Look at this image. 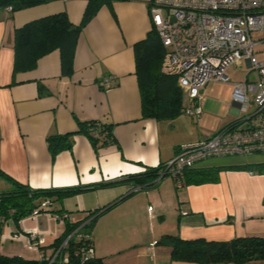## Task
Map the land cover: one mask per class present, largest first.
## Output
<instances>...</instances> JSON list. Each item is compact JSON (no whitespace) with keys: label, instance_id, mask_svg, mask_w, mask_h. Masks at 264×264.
<instances>
[{"label":"crops","instance_id":"crops-1","mask_svg":"<svg viewBox=\"0 0 264 264\" xmlns=\"http://www.w3.org/2000/svg\"><path fill=\"white\" fill-rule=\"evenodd\" d=\"M149 2L113 0L102 4L78 37L70 76L61 73L57 49L40 57L34 69L14 73V29L60 10L78 24L87 0H52L17 11H0V192L10 190L12 180L32 188L113 180L164 164L180 144L203 141L217 132L209 137L188 135L185 127L177 129L176 117H143L133 44L153 26ZM76 118L113 123L116 144L95 153L87 136L75 133L72 149L51 159L46 135L75 132ZM225 157H210L194 166H224L216 180L177 187L173 178L162 179L155 187L130 194V182L88 188L59 200L52 196L48 207L18 221L1 222L0 217V225L17 223L21 230L13 232L17 238L20 232L28 235L31 231H24L28 229L48 234L42 245L34 247L38 251L33 259H40V252L53 254L61 244L56 240L63 241L79 226L70 230L74 225L66 226L64 220L62 228L53 222V214L65 213L72 223L87 211L116 202L98 215L90 228L88 224L82 227L90 233L95 257L103 264H202L173 260L169 248L156 241L167 233L207 240L264 236V166L259 165L264 158L228 161ZM70 199H75L74 207L82 212L75 217ZM97 226L103 229L101 233L95 231ZM71 240L76 241V236ZM150 244L153 249L147 253ZM0 254L31 258L19 254L13 245ZM241 264H264V259Z\"/></svg>","mask_w":264,"mask_h":264},{"label":"trees","instance_id":"trees-1","mask_svg":"<svg viewBox=\"0 0 264 264\" xmlns=\"http://www.w3.org/2000/svg\"><path fill=\"white\" fill-rule=\"evenodd\" d=\"M50 1L52 0H0V11L7 6H11V11H17ZM112 1L87 0L81 21L78 24L69 20L65 10H60L33 18L16 27L14 29L13 72L34 69L40 57L57 49L60 53L61 73L70 76L73 72V58L77 40L83 26L95 15L102 4H110ZM133 51L143 117L172 119L184 112V92L178 84L177 76L161 71L165 47L161 42L158 31L153 26L147 31L144 38L133 44ZM76 123L77 130L75 132L48 133L46 135L51 159H54L63 150L72 149L75 133H82L87 136L95 153H98L100 148L117 142L112 131L113 123L109 121L76 118ZM259 165L264 166V162L259 163ZM164 167L165 163L157 164L113 180L49 188H32L27 184L12 180L1 172L2 175L13 181V187L10 190L0 192L1 222L10 218L18 221L30 215L34 209L39 207L42 199L50 200L49 198L52 196L59 200L84 189L107 187L125 182H130L133 185L129 194L133 192V187L137 185L141 186V189L155 187L168 175L167 173L161 174ZM222 168L224 166L200 168L193 166L187 168L183 172V182L188 184L216 180L218 172ZM115 203L87 211V214L80 221L71 223L68 216H66L64 218L66 226L74 225L70 227V230H73L75 225L89 219L86 225L88 224L87 227L90 228L97 216ZM58 239L56 241L61 243L62 240ZM156 244L167 246L173 260L195 261L202 264H223L227 262L241 264L252 259H264V236L258 235L237 236L229 240H207L204 238L184 239L178 233H167L163 234L156 241ZM76 245V241L69 240L68 245L64 247V250L68 253L67 263L58 260L51 264H103L102 259L97 257L81 262L79 257L73 254ZM63 253L64 251L60 249L58 255ZM0 264L47 263L39 259L0 254Z\"/></svg>","mask_w":264,"mask_h":264},{"label":"built area","instance_id":"built-area-1","mask_svg":"<svg viewBox=\"0 0 264 264\" xmlns=\"http://www.w3.org/2000/svg\"><path fill=\"white\" fill-rule=\"evenodd\" d=\"M5 9L11 10V6ZM149 13L165 47L161 71L177 76L184 92L185 113L198 116L202 112L199 104L202 88L211 80L228 81L229 68L242 69L246 64L248 72H253L250 81L245 75L234 84L231 95L239 111L246 112L252 104L251 112L206 140L179 146L161 174L167 173L181 187L184 170L200 161L214 156L264 152V0H150ZM243 121L246 125L238 127ZM139 189L141 186L137 185L132 190ZM66 216L58 214L57 219L64 220ZM88 221H82L53 254L45 256L40 252L39 260L47 264L58 260L67 263L68 253L58 255V252L73 235L77 242L74 256L81 262L94 259L91 235L82 230ZM35 239L36 232H30L27 245L39 244ZM152 249L150 244L146 252Z\"/></svg>","mask_w":264,"mask_h":264},{"label":"rangeland","instance_id":"rangeland-1","mask_svg":"<svg viewBox=\"0 0 264 264\" xmlns=\"http://www.w3.org/2000/svg\"><path fill=\"white\" fill-rule=\"evenodd\" d=\"M227 74L229 76L228 81L211 80L205 84V86L202 88L199 99V104L202 108V112L198 116H192L185 112L180 113L178 116H176L177 129H179V127L182 128L185 127L186 132L184 134L196 135V136L201 135V137H206V136L209 137L212 133L226 126L229 122H232L237 118H243L247 114H249V112H251V110L253 109L252 104L249 106L246 112L239 111L238 106L232 103L231 95L234 84L236 82L242 81L245 75L248 81H250L251 76H253V72H248V68L246 67L245 64L242 69L229 68L227 70ZM252 121H253L252 123H254L255 119H253ZM246 123H247L246 121H243L238 125V127H243L246 125ZM192 142L195 143L194 141ZM185 144H189V143L185 142L180 144V146ZM225 158L228 161H245L248 159L250 160L259 159V158H264V152L228 155ZM163 180H172V177L167 175L163 178ZM135 192L138 193V191ZM74 200L75 199H70L69 201L70 207H73L72 217H75L78 214L77 212H81L80 210H77L74 207ZM50 203H51L50 200L42 199V201L39 204V209L44 208L45 206L48 207ZM40 213L45 215L49 214L43 211H41ZM53 213L55 212L53 211ZM36 214L38 213H34L33 215ZM28 218H30V216ZM53 220H54L53 222L60 224L63 228L64 225L63 219H57V216L53 214ZM94 222L92 223V225L94 224ZM16 230L17 231L19 230V228L17 227V223H15V225H13L12 227L8 225V223L6 222L0 225V251H7V249H9V247L13 245L19 254L25 257H31L28 259H33L35 256H37L38 250L34 247H29L27 245L26 232L24 233L20 232V238H17L16 236L18 235L13 234V232ZM101 230L103 229L100 226H97L95 229L96 232L97 231L100 232ZM24 231H28V232L31 231L38 233V238L35 239L34 241L37 243L39 242L40 245H42L45 242V239L48 235L43 232H40L39 234V230L34 231V229L33 230L28 229Z\"/></svg>","mask_w":264,"mask_h":264}]
</instances>
